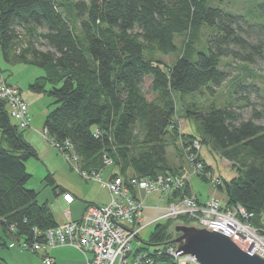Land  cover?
<instances>
[{"label":"trees","instance_id":"16d2710c","mask_svg":"<svg viewBox=\"0 0 264 264\" xmlns=\"http://www.w3.org/2000/svg\"><path fill=\"white\" fill-rule=\"evenodd\" d=\"M0 47L6 59L43 68L30 88L53 98L44 128L53 139L72 142L82 167H102L109 156L112 175L125 179L183 174V156L188 159L198 138L232 161V175L219 174L218 185L227 191L223 207L241 203L254 212L255 224L264 225V122L258 112L244 117L237 107L246 102L203 107L193 100L186 111L195 132L180 128L175 117L176 90L182 98L204 89L216 93L227 78L223 56L254 64L264 59V19L248 22L211 0H0ZM172 52H178L172 63L160 56ZM147 78L152 98L143 87ZM12 119L0 99V223L4 235L32 240L60 222L49 201H39V191L26 185L32 175L26 161L38 153L26 128ZM201 159L205 169L198 174L209 180L206 171H214ZM46 177L57 193L53 174ZM188 191L187 183L168 200ZM178 221L191 224L186 214L160 219L138 249L163 264H181L158 252L176 244L171 225ZM0 264L13 263L0 256Z\"/></svg>","mask_w":264,"mask_h":264},{"label":"built area","instance_id":"2783aa9c","mask_svg":"<svg viewBox=\"0 0 264 264\" xmlns=\"http://www.w3.org/2000/svg\"><path fill=\"white\" fill-rule=\"evenodd\" d=\"M0 99L7 104L12 118L19 127L27 128L31 124L29 105L18 85L9 82L0 75ZM181 128V126H180ZM43 131L48 135L46 129ZM53 146L57 147L80 174L86 179L103 181V170L113 164V159L104 157V166L99 168L82 167L80 156L75 152L70 140L64 142L48 137ZM202 142L194 138L189 145L188 159L191 170L187 174L164 173L155 178L131 176L128 179L120 174H114L105 180L111 192L108 202L102 204L90 203L86 206L82 216L74 219L70 216V209L64 208L65 221L38 231L40 238L32 240L21 239L23 248L39 251L60 244H69L90 252L87 264H154L155 258L150 250L140 249L134 253L133 239L139 231L149 223L142 200L133 194L132 190H144L149 193L159 190L164 196L170 195L174 189L189 182L191 173L202 172L205 169L200 157ZM212 183L218 185L222 177L211 171H206ZM69 203L73 195L63 194ZM186 214L193 224L208 226L233 236L245 250L251 253L260 252L264 255V225H257L252 218L254 212L249 211L243 204L236 203L223 207L221 200L212 196L200 200L194 192H185L176 199L168 201L162 213L157 218L180 217ZM152 248V247H151ZM177 244L161 247L181 264H199L194 255L180 254L175 251ZM152 250V249H151ZM46 263L52 258L44 257Z\"/></svg>","mask_w":264,"mask_h":264},{"label":"rangeland","instance_id":"374dc122","mask_svg":"<svg viewBox=\"0 0 264 264\" xmlns=\"http://www.w3.org/2000/svg\"><path fill=\"white\" fill-rule=\"evenodd\" d=\"M214 4L222 5L224 8L228 9L232 12H239L245 15V18L248 22H260L264 19V11L263 5L264 0H211ZM181 37L178 38V42L181 41ZM39 45V44H38ZM43 46V45H41ZM205 50L206 45L204 44ZM178 52H172L169 54L161 53L160 56L165 59L168 63H172ZM221 65L227 71V78L225 81L216 88V93L212 95L208 89H204L203 92H197L193 94H184L183 98L179 91H175V95L177 98V110L175 113V117L183 119L187 117L186 108L189 107L187 104L192 102L193 100L197 102L199 105H203V107L208 106L209 104H215L217 106H223L226 103L234 101L233 104L236 106L242 104V102H246L244 106L237 107L241 110L244 117H248L253 114L254 111H257L260 115L258 117V121L264 122V59H260L256 61V64L248 61L235 60L232 56H223L221 58ZM34 68L40 70L42 72L43 68L31 64L24 61H13L10 59H6L4 56L3 50L0 47V75L5 79H12L14 81L18 80L20 87L22 88L23 93L27 90H31L33 93L32 104L31 100L26 99L29 110L34 113L35 119H42L45 116L46 111L49 109L50 102L52 101V96H50L45 91H35L30 88V83L33 81L37 75L34 72ZM7 79V80H8ZM239 83L248 84L247 89H239L237 88ZM49 84H47L48 86ZM144 90L146 91L148 97H154V94L150 91V80L147 78L143 83ZM247 97V98H246ZM184 100V101H183ZM241 106V105H240ZM194 107V105H192ZM192 119V117H191ZM13 120V119H12ZM193 121V119L191 120ZM194 122V121H193ZM195 123V122H194ZM180 126H182L180 124ZM44 135L45 132L43 131ZM47 136L48 139V135ZM49 141V139H48ZM179 141V139L177 140ZM50 142V141H49ZM51 146L53 144L50 142ZM56 153H58L59 158H48L46 161L39 158V156H31L27 159V169L32 173L31 177L27 181L26 185L28 187H33L39 191L38 199L39 201H43L46 199L50 200V205L53 208L56 216H60L62 212L61 208L56 206L55 204V196L56 192L53 190V184L49 182V179L46 175L51 172L48 169V165L55 169L56 172H51L55 178L62 179V177H66L61 170L60 165L62 162V167L64 163L67 165L66 168L76 174L77 177L82 178L83 176L77 171L70 162L65 158L64 154L55 146H53ZM209 149V148H208ZM169 154L174 159H176V153L173 145L169 146ZM184 154V161L187 155ZM188 160V159H187ZM186 160V161H187ZM232 161L221 156V154H216L214 172L217 174H222L224 176H231L233 173V169L231 167ZM48 164V165H47ZM81 164V162H80ZM82 165V164H81ZM114 168L113 164L107 165L103 170V176L106 175L109 169ZM106 172V173H105ZM63 173V174H62ZM63 175V176H62ZM71 176V172L68 174ZM191 183L193 189L196 191H201V193L206 196L208 194V190L212 188V193L210 196H214L217 193L219 199L222 204L227 202V191L226 188H221L219 185L212 183V181H208L201 177L198 173H191ZM94 180V179H89ZM210 180V179H209ZM84 181V180H83ZM156 192H160L159 190H153L149 192L150 197L152 194H156ZM147 193V192H146ZM163 195V194H162ZM208 196V197H210ZM169 198V195L166 196ZM169 201V200H168ZM167 204V203H166ZM179 218V217H177ZM163 219V218H161ZM179 220V219H177ZM177 222V221H176ZM177 224H182L178 221ZM191 224L193 222L191 221ZM195 225V224H194ZM198 226V225H196ZM202 227V226H199ZM151 227L146 226L142 229V234H148ZM171 230L173 232L172 237H176L179 235V232L175 230L174 224L171 225ZM0 232H2V236H0V252L8 255V259L15 261V264H42L43 261L41 259L40 251L29 250L23 248L19 243L21 240H17L9 235H4L2 226L0 223ZM4 235V236H3ZM3 237V238H1ZM6 239L7 244L4 245L3 239ZM137 239V236L133 239ZM3 242V243H2ZM170 244L167 243L166 245ZM165 245V246H166ZM156 264H163V261L160 259L155 261ZM154 263V264H155ZM45 264V263H43ZM168 264H171L168 262Z\"/></svg>","mask_w":264,"mask_h":264},{"label":"crops","instance_id":"0c3cea01","mask_svg":"<svg viewBox=\"0 0 264 264\" xmlns=\"http://www.w3.org/2000/svg\"><path fill=\"white\" fill-rule=\"evenodd\" d=\"M34 72L38 76L43 73V70L41 72L40 70L34 68ZM8 81L13 84L18 85L19 88L21 89L22 95L26 99L31 100V104H32L33 93L31 92V90H27L25 93H23L22 88L20 87L18 83V80L14 81L12 79H8ZM29 112L31 115V124L29 127L25 129L24 134H25L26 139L35 147L39 158H41L42 160L46 161L48 158H59L58 153H56L55 149L53 148V146H51L50 142L48 141L47 136H45L43 133L45 116L42 119H35L34 113H32L30 110ZM191 120L192 119H190L187 116L185 119H183V122L181 119H179V123L182 125L181 127H183L184 129H188L191 132H195L197 129V126ZM208 148L210 147H208L206 144H203L200 150V155L202 158L205 159L208 165H210V169L214 171L213 168L215 165L216 153ZM174 160H177V157L176 159L174 158ZM183 164L185 165V168H186L185 174L186 173L188 174L191 170V165H190L189 160L187 161L185 160ZM61 165H62V162H61ZM61 165H60V170L64 174H66L64 175L66 177H62V179H58L53 176L54 181L61 186L58 188L57 190L58 192L56 193V196L54 199L56 206H58L62 210V212L60 213V216L58 217L56 216V218L58 219L60 223L65 221V217L63 215L64 208H69L70 216L74 219H77L82 216L88 204L90 203L102 204L110 200L111 192L109 188L106 186L105 180L109 179L112 176V174L116 170L115 167L112 169L106 170L107 173L105 172L106 175L103 176L104 180L99 181V180H89L84 177L83 179L79 177H77L76 179V174H74L71 170H70L71 176L69 177L68 176V174L70 173L68 170L69 168L68 167H67L68 169L66 168L67 165L65 163L63 167ZM47 168L50 169L51 172H56L55 169H53L49 165ZM191 179L192 178L190 176V179L188 182L190 192H194L195 194H197L200 200H205L211 197L210 194L212 193L211 192L212 188L208 190V194L204 196L200 190L196 191L195 189H193ZM65 192H69L70 194L73 195V199L69 203L63 197V194ZM135 192H136L135 195L142 200L146 217L149 219V223L146 226L149 225L151 229L148 231L149 233L145 235L142 234V229L146 226H144L139 231L137 239L133 240L134 251L132 253L138 251L139 250L138 248H140L141 246L145 244V242L142 239L148 238L150 232L154 228L155 223L161 219L157 217L162 213L166 203H168V199L166 198V196L162 195L159 192H156V194H152L150 197H148L149 193H146L144 190L137 189L135 190ZM214 196L218 197L217 193H215ZM47 200L50 203V200L49 199ZM170 200H172V198ZM1 234L2 232H0V236H2ZM3 241L5 242L4 245H6L7 242L5 238L3 239ZM39 251L41 254V259L43 263L45 264H87V258L90 256V252H86L80 248H77L69 244L55 245L53 247H48L46 249L39 250ZM47 255H49L52 258L51 263H46L44 261V257ZM0 256L5 258L8 262L15 264V261L8 259V255H5L4 253L0 252ZM28 264L30 263L28 262Z\"/></svg>","mask_w":264,"mask_h":264},{"label":"water","instance_id":"95a60500","mask_svg":"<svg viewBox=\"0 0 264 264\" xmlns=\"http://www.w3.org/2000/svg\"><path fill=\"white\" fill-rule=\"evenodd\" d=\"M175 251L192 254L199 264H264V255L245 250L233 236L208 226L176 224Z\"/></svg>","mask_w":264,"mask_h":264}]
</instances>
